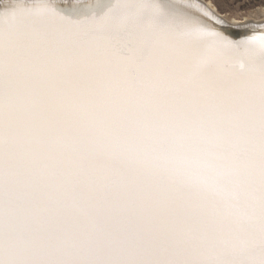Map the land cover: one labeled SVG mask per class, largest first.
<instances>
[{"label":"snow or ice","instance_id":"snow-or-ice-1","mask_svg":"<svg viewBox=\"0 0 264 264\" xmlns=\"http://www.w3.org/2000/svg\"><path fill=\"white\" fill-rule=\"evenodd\" d=\"M228 27L0 3V264H264V24Z\"/></svg>","mask_w":264,"mask_h":264},{"label":"bare ground","instance_id":"bare-ground-1","mask_svg":"<svg viewBox=\"0 0 264 264\" xmlns=\"http://www.w3.org/2000/svg\"><path fill=\"white\" fill-rule=\"evenodd\" d=\"M6 0H0V3H4ZM54 2H63V0H54ZM194 3H199L202 6L209 9L216 16L226 21L229 26L236 27V25H244L245 27H236V28H249V27H259L261 24H264V7H260L253 12L247 13L245 15L240 14H231L228 15L220 11L218 6L212 0H192ZM227 30V29H226ZM248 30V29H247ZM239 33H242L243 30H237Z\"/></svg>","mask_w":264,"mask_h":264},{"label":"rangeland","instance_id":"rangeland-1","mask_svg":"<svg viewBox=\"0 0 264 264\" xmlns=\"http://www.w3.org/2000/svg\"><path fill=\"white\" fill-rule=\"evenodd\" d=\"M220 11L231 14L245 15L260 7H264V0H212Z\"/></svg>","mask_w":264,"mask_h":264},{"label":"water","instance_id":"water-1","mask_svg":"<svg viewBox=\"0 0 264 264\" xmlns=\"http://www.w3.org/2000/svg\"><path fill=\"white\" fill-rule=\"evenodd\" d=\"M248 29V28H247ZM246 28H236V27H228L227 31L232 34L235 38H239L240 36L244 35L248 30ZM237 30H243L242 33H239Z\"/></svg>","mask_w":264,"mask_h":264}]
</instances>
